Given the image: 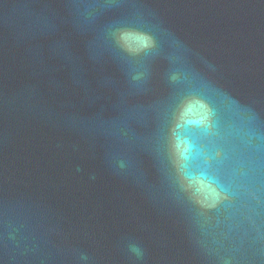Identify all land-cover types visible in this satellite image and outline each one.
<instances>
[{
    "label": "water",
    "instance_id": "95a60500",
    "mask_svg": "<svg viewBox=\"0 0 264 264\" xmlns=\"http://www.w3.org/2000/svg\"><path fill=\"white\" fill-rule=\"evenodd\" d=\"M0 264H264V0H0Z\"/></svg>",
    "mask_w": 264,
    "mask_h": 264
},
{
    "label": "clouds",
    "instance_id": "9594fccd",
    "mask_svg": "<svg viewBox=\"0 0 264 264\" xmlns=\"http://www.w3.org/2000/svg\"><path fill=\"white\" fill-rule=\"evenodd\" d=\"M208 187H209V195H213L214 192L211 190V186L209 185Z\"/></svg>",
    "mask_w": 264,
    "mask_h": 264
}]
</instances>
